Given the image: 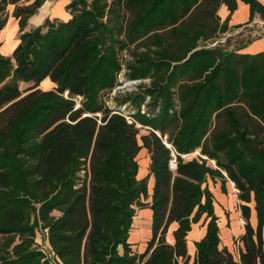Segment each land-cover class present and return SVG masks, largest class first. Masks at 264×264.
I'll use <instances>...</instances> for the list:
<instances>
[{
  "label": "trees",
  "instance_id": "trees-1",
  "mask_svg": "<svg viewBox=\"0 0 264 264\" xmlns=\"http://www.w3.org/2000/svg\"><path fill=\"white\" fill-rule=\"evenodd\" d=\"M43 1L0 0V29L10 13L18 23L17 44L0 51V264H50L38 228L59 264H264V50L240 51L264 29L230 44L242 23L217 10L237 0H69L67 18L29 25ZM242 1L247 22L264 20V2ZM120 75L138 81L113 91ZM141 147L149 171L137 177ZM208 176L237 188L236 253L219 246ZM147 204L151 234L134 252L133 215ZM201 217L189 262L186 234Z\"/></svg>",
  "mask_w": 264,
  "mask_h": 264
},
{
  "label": "crops",
  "instance_id": "crops-1",
  "mask_svg": "<svg viewBox=\"0 0 264 264\" xmlns=\"http://www.w3.org/2000/svg\"><path fill=\"white\" fill-rule=\"evenodd\" d=\"M68 1L69 0H45L39 6L38 11L29 17L28 19L29 25L39 24L43 21L45 17H49V18L60 17L63 19L67 18L69 16V12L65 9V4ZM259 1L264 2V0H259ZM50 2H52V7H53L51 13L50 14L44 13L43 7L45 6L47 7L48 3ZM237 2H238L237 7L231 12H229L227 6L224 3L220 4L217 10L220 19H224L226 16H228L229 25L242 23L241 26H244L252 23L258 24V22L260 24L264 23V20L261 19L258 14H255L252 20L247 22L249 18V5L248 3L242 0H237ZM12 6H13L12 4L8 6L9 11H11ZM7 28L10 29L13 33L18 30L17 19L14 16H12L11 13L8 16L5 25L0 29V34ZM1 40L2 39L0 37V41ZM17 42H18V38L11 46L10 49L11 51L13 47L17 44ZM259 50H264V33L252 39L250 42L246 43L243 47L240 48V51L243 52H256ZM45 79L51 81L49 78H45ZM51 83L53 82L51 81ZM40 84L39 86L42 87ZM139 152L143 158L142 160H139L137 158L138 160L137 177H142L145 174H147L149 171L148 166H149L150 158L145 147H141L138 153ZM188 154H183V156ZM136 157L138 156L136 155ZM206 182L209 189L213 192L214 195V200H213L214 211L218 216L217 222L219 225V235H220L219 246H226L229 250L236 253V249L238 245L240 246L242 245V242L238 240L237 237L244 232V217L242 216L238 206L239 199L237 197V188L235 187L234 182L230 179H227L225 181L226 191H222L220 189L219 179L213 181L208 176ZM153 183H154V176L152 173H149L147 178L148 196L145 200L147 201V203L150 200V193L152 191ZM250 206L251 209H250L249 221L251 225L254 227L256 225V212L253 206V202L250 203ZM151 212H152L151 208L148 206V204L144 207L135 208V214L133 215V219H132V227L129 231V236H128V241L130 243L131 250L134 252L142 251L146 246V241L150 237ZM176 226H177L176 221L170 222L167 231L165 233V238L170 243L174 241L173 230L176 228ZM205 230H206V225L205 222L203 221V217H201L197 222H193L191 224V228L188 230L186 234V248H187V253L191 256V261L194 257L195 249H196L194 245V241L201 238L204 235ZM262 239H263V250H264V225L262 227ZM119 249L122 250L121 247H119Z\"/></svg>",
  "mask_w": 264,
  "mask_h": 264
},
{
  "label": "rangeland",
  "instance_id": "rangeland-1",
  "mask_svg": "<svg viewBox=\"0 0 264 264\" xmlns=\"http://www.w3.org/2000/svg\"><path fill=\"white\" fill-rule=\"evenodd\" d=\"M45 1V0H44ZM43 1V2H44ZM44 8V13H51V10L53 9L52 7V2L48 3V6L46 7H43ZM253 24V25H252ZM252 24H248V25H244V26H239L237 28H234V29H231L229 31H227L225 34L226 35H229L231 34V37H230V44H234V42L236 41V39H240V38H243V39H246L247 37H252L254 36L255 34H258L260 33L263 29H264V23L263 24H260L258 22V24L256 23H252ZM0 37H1V45H0V51H2L4 54H10L11 52V46L13 45V43L15 42V40H17L18 38V30L16 32H12L10 29H5L1 34H0ZM223 39V37H222ZM119 79L121 81L120 84H118L119 86H117V89L119 90H124V89H129L130 88V84L131 83H134V82H131L129 80H124V78L121 77V75L119 76ZM28 83H20V87L21 88H24ZM42 87L44 88H50L52 87L53 83H51V81L49 80H43L40 84ZM106 99H107V102L109 104H113V101L111 99V97L109 95H105ZM147 131V128L144 127V126H140V129H139V133H142V132H146ZM198 154L197 150L189 153L188 155H185L184 157L185 158H190L192 156H196ZM137 158L139 160H142V155H140V152L137 154ZM209 163H212L213 164V161H209ZM146 200V199H145ZM35 242L36 244L41 247L48 255L49 257L51 258V263L52 264H56L57 262V259L53 256V254L51 253V249H50V245H49V242L47 240V237H46V229H43V228H38L37 231H36V235H35ZM191 261V256L189 255V262Z\"/></svg>",
  "mask_w": 264,
  "mask_h": 264
},
{
  "label": "built area",
  "instance_id": "built-area-1",
  "mask_svg": "<svg viewBox=\"0 0 264 264\" xmlns=\"http://www.w3.org/2000/svg\"><path fill=\"white\" fill-rule=\"evenodd\" d=\"M127 79H125V81H126ZM129 81H131V82H137L138 80L137 79H130ZM134 83H131L130 85V87H133V84ZM117 86H119V85H117ZM117 86L113 89V91L114 90H116L117 89ZM123 107V106H122ZM126 117H127V119H128V121H131L132 119L129 117V115H126ZM137 125H140L139 123H137ZM175 161H174V159H171L170 160V166L172 167V168H174L175 167ZM41 248V247H40ZM42 249V248H41ZM51 249V248H50ZM43 250V249H42ZM44 251V250H43ZM45 252V251H44ZM51 253L53 254V256L57 259V262H56V264H59V259L54 255V253H53V251L51 250ZM49 254V253H48ZM46 252H45V255H46V257L50 260V264H52L51 263V258L49 257V255H48Z\"/></svg>",
  "mask_w": 264,
  "mask_h": 264
},
{
  "label": "water",
  "instance_id": "water-1",
  "mask_svg": "<svg viewBox=\"0 0 264 264\" xmlns=\"http://www.w3.org/2000/svg\"><path fill=\"white\" fill-rule=\"evenodd\" d=\"M125 80V79H124ZM203 157H205V156H203Z\"/></svg>",
  "mask_w": 264,
  "mask_h": 264
}]
</instances>
